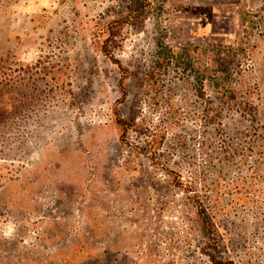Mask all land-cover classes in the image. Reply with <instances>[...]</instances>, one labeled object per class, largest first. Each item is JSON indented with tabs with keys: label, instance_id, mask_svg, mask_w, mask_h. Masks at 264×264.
<instances>
[{
	"label": "rangeland",
	"instance_id": "374dc122",
	"mask_svg": "<svg viewBox=\"0 0 264 264\" xmlns=\"http://www.w3.org/2000/svg\"><path fill=\"white\" fill-rule=\"evenodd\" d=\"M133 7L0 0V264H264V0Z\"/></svg>",
	"mask_w": 264,
	"mask_h": 264
},
{
	"label": "trees",
	"instance_id": "16d2710c",
	"mask_svg": "<svg viewBox=\"0 0 264 264\" xmlns=\"http://www.w3.org/2000/svg\"><path fill=\"white\" fill-rule=\"evenodd\" d=\"M133 3L134 7L118 18V20L116 21L118 25L139 23L147 18L148 12L150 11V0H133ZM109 29L111 35H115V33L117 32V30L114 29V25H111ZM157 44L159 45L157 68L165 70L170 64L176 61L177 56L170 48L165 45L163 41L159 40L157 41ZM120 85L123 89L122 96L124 99L127 95V91L123 86V81H121ZM227 89L230 90L229 88ZM116 122L122 127L125 124L124 120L120 118L119 113L116 115Z\"/></svg>",
	"mask_w": 264,
	"mask_h": 264
}]
</instances>
